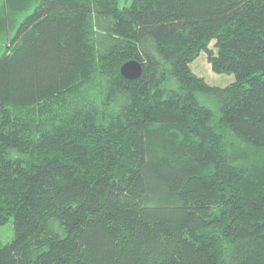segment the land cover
<instances>
[{"label":"trees","instance_id":"trees-1","mask_svg":"<svg viewBox=\"0 0 264 264\" xmlns=\"http://www.w3.org/2000/svg\"><path fill=\"white\" fill-rule=\"evenodd\" d=\"M11 217L0 264H264V0H0Z\"/></svg>","mask_w":264,"mask_h":264},{"label":"rangeland","instance_id":"rangeland-1","mask_svg":"<svg viewBox=\"0 0 264 264\" xmlns=\"http://www.w3.org/2000/svg\"><path fill=\"white\" fill-rule=\"evenodd\" d=\"M119 7L123 8L131 3L132 0H118ZM10 25L8 27V36L11 37L16 33L19 23L25 18V10H12L10 9ZM215 41H212L210 47H213L215 51L217 50L214 46ZM192 70L199 76L204 77L205 80L212 84L224 87L235 80L234 74L226 73H216L212 70L211 64L208 61V54L206 51H201L199 56L190 63ZM201 100L217 110L218 106L215 100L205 97L204 95L200 96ZM15 236L14 228V219L11 217L8 222L3 225H0V245H5L10 243Z\"/></svg>","mask_w":264,"mask_h":264},{"label":"water","instance_id":"water-1","mask_svg":"<svg viewBox=\"0 0 264 264\" xmlns=\"http://www.w3.org/2000/svg\"><path fill=\"white\" fill-rule=\"evenodd\" d=\"M120 72L127 79H137L142 75L143 64L136 59L128 60L121 65Z\"/></svg>","mask_w":264,"mask_h":264}]
</instances>
